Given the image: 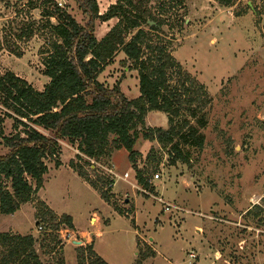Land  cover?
Wrapping results in <instances>:
<instances>
[{"label":"rangeland","instance_id":"374dc122","mask_svg":"<svg viewBox=\"0 0 264 264\" xmlns=\"http://www.w3.org/2000/svg\"><path fill=\"white\" fill-rule=\"evenodd\" d=\"M61 1L78 23L86 24L88 18L78 3ZM134 1L139 11L160 21L158 31L149 29L155 24L151 19L152 24L141 23V28L149 31L152 41L167 46L182 69L205 87L209 104L200 128L202 147L181 145L188 160L172 163L169 146L143 139L138 129L134 169L124 148L110 146L105 156L88 159L80 157L76 142L58 140L56 157L46 160L43 186L16 216L0 217V231L14 226L19 233H32L41 264H76L80 248L89 243L108 264H134L140 253L154 247L155 257L143 264H264V0H234L230 6L214 0ZM95 2L102 14L115 0ZM42 6L39 0H0V74L12 72L37 91L49 80L43 58L56 38L50 27L55 19L45 17ZM48 8L51 12L53 5ZM116 22L117 18L94 19V36L100 39ZM137 74L118 51L98 81L109 88L119 83L122 93L134 99L139 95ZM0 118L4 133H14L13 120L1 107ZM143 127L165 129L167 115L150 111ZM5 152L0 145V154ZM84 160L91 165H84ZM70 162L84 166L88 179L110 200L79 176ZM69 170L96 193L84 189L78 177H68ZM137 170L150 187L138 184ZM124 173L126 179L121 178ZM155 173L159 178H153ZM153 197L183 211L163 212ZM46 210L72 220L73 229L60 224L56 242L45 235L54 228V223L41 219L49 217ZM37 218L42 230L37 229ZM80 232L90 235L84 244ZM71 238L81 243L71 244Z\"/></svg>","mask_w":264,"mask_h":264},{"label":"trees","instance_id":"16d2710c","mask_svg":"<svg viewBox=\"0 0 264 264\" xmlns=\"http://www.w3.org/2000/svg\"><path fill=\"white\" fill-rule=\"evenodd\" d=\"M39 1L46 9L44 16L55 19L50 27L56 38L43 58L48 82L42 91H37L12 72L0 74V107L5 116L12 118L14 129V133L5 134L0 127V145L6 149L0 154V214L11 215L22 204L33 200L48 172L46 160L56 157L61 139L76 142L80 157L88 159L105 156L110 146L124 148L134 169L136 151L133 146L139 138L138 129L143 139L169 146L174 155L172 163L188 160L181 145L202 147L204 137L200 128L205 124L208 95L205 87L174 60L167 46L152 41L149 31L141 28V23L148 24L151 19L155 24L149 29L158 31L159 20L139 11L134 0H115L102 14L95 0H74L88 18L82 25L54 0ZM214 1L230 6L234 0ZM112 18H117V22L97 39L93 34V20ZM118 51L138 72L139 95L134 99L122 93L119 83L109 88L98 81L104 65ZM175 78L179 83L173 81ZM185 82L189 84L185 86ZM150 111L164 112L167 128H144L145 115ZM186 117L194 119L196 125ZM88 163L91 165L84 160V165ZM56 165H59L58 160ZM70 165L98 189L88 179L84 166L73 162ZM135 177L138 184L150 187L140 170ZM100 195L110 200L106 192ZM44 213L49 217L41 219L54 223V228L45 232L49 241H57L60 224L73 229L70 216L57 218L48 210ZM39 222L37 218L35 224L39 226ZM35 243L32 234L0 232V264H41ZM80 249L76 264H108L94 252L91 243ZM154 255L153 250L140 253L134 264H143Z\"/></svg>","mask_w":264,"mask_h":264},{"label":"crops","instance_id":"0c3cea01","mask_svg":"<svg viewBox=\"0 0 264 264\" xmlns=\"http://www.w3.org/2000/svg\"><path fill=\"white\" fill-rule=\"evenodd\" d=\"M48 82V81H47ZM46 82V83H47ZM68 174H69V176L68 177H78V176H76L75 174H72L71 172H70V170L68 171ZM48 175V174H47ZM79 178V182H80V184H82L84 187V189H86L87 191H89V192H91L92 193V191L94 192V193H96L88 184H86V182L85 181H83V179H81L80 177H78ZM93 193V194H94ZM116 197V196H115ZM45 203H46V205H48V207H50L52 210H56L55 208H54V206L49 202V201H46L45 200ZM24 205H26L25 203L24 204H22L21 206H20V208L15 212V213H13V214H11V216H16L19 212H20V210L22 209V207L24 206ZM3 217V214H0V217ZM10 217V216H9ZM91 219H93V218H90V220ZM96 219V218H95ZM90 222V221H89ZM110 222H108V224H109ZM73 224H74V222H73ZM13 228L12 229H9V230H4V232H12V233H14V234H19V235H28V234H23V233H19L18 231H17V229H16V227H14V226H12ZM74 228H76L75 226H74ZM196 231H197V229H196ZM0 232H3V231H0ZM73 232V231H72ZM76 233H77V231H76ZM83 236H81L82 237V240H81V242L84 244V242L86 241H88L89 239H90V235L89 234H87V233H85V232H80ZM32 234V233H31ZM71 244L73 243V241H75V240H73L72 238L71 239H69L68 240ZM96 242V241H95ZM66 244H67V242H66ZM66 244L64 245V249H65V246H66ZM94 247H95V243H94ZM95 249V248H94ZM152 250L155 252V255H156V250H155V247L154 248H152ZM101 258H102V256L100 255V253L98 252L97 253ZM155 255H154V257H155ZM103 260H104V258H102ZM108 263V262H107Z\"/></svg>","mask_w":264,"mask_h":264},{"label":"built area","instance_id":"2783aa9c","mask_svg":"<svg viewBox=\"0 0 264 264\" xmlns=\"http://www.w3.org/2000/svg\"><path fill=\"white\" fill-rule=\"evenodd\" d=\"M54 1L56 2L57 6H59V7H63L64 6V4L62 3L61 0H54ZM91 161L93 162L94 160H91ZM107 171L109 173H111L112 175L116 176V177H120V176L116 175L115 173H113V171L111 169H107ZM127 176H128L127 173H124L123 174V177H121V178L122 179H126ZM153 178L154 179L159 178V174L158 173H155L153 175ZM109 186L111 187L112 186V183H109ZM139 190L142 193H144V194H146L148 196H151V193L147 189L139 188ZM153 198L156 199L158 202H160L162 204L163 212H170V213L172 212V213L179 214L180 212L183 211L181 208H179L177 205H175L173 203H169V202L162 201L161 199H157L156 197H153ZM42 228H43L42 225L37 226V229L38 230H42ZM189 256L192 257V258L195 257L193 253H190Z\"/></svg>","mask_w":264,"mask_h":264},{"label":"water","instance_id":"95a60500","mask_svg":"<svg viewBox=\"0 0 264 264\" xmlns=\"http://www.w3.org/2000/svg\"><path fill=\"white\" fill-rule=\"evenodd\" d=\"M148 23H149V24H152L153 22L148 21ZM73 242L81 243L80 241H73Z\"/></svg>","mask_w":264,"mask_h":264}]
</instances>
